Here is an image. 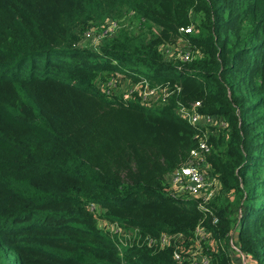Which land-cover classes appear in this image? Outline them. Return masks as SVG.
I'll return each mask as SVG.
<instances>
[{
  "label": "trees",
  "instance_id": "trees-1",
  "mask_svg": "<svg viewBox=\"0 0 264 264\" xmlns=\"http://www.w3.org/2000/svg\"><path fill=\"white\" fill-rule=\"evenodd\" d=\"M123 10L134 25L79 44ZM181 39L188 60L162 48ZM116 72L179 89L145 105L102 90ZM194 101L224 121L208 128L220 188L205 208L168 190L206 128L176 112ZM198 224L213 264H235L236 231L264 264V0H0V264H188L172 251Z\"/></svg>",
  "mask_w": 264,
  "mask_h": 264
},
{
  "label": "built area",
  "instance_id": "built-area-1",
  "mask_svg": "<svg viewBox=\"0 0 264 264\" xmlns=\"http://www.w3.org/2000/svg\"><path fill=\"white\" fill-rule=\"evenodd\" d=\"M117 21V20H116ZM115 20H107L105 24L100 26L99 33L101 36H110L117 31V22ZM90 28L85 30L84 35L90 36L93 32ZM184 32H190L191 26L181 28ZM187 44V42H186ZM184 44L181 49L180 56L184 60L191 58V51L188 46ZM188 48V50H184ZM121 73L116 72L111 74L108 80L101 85L104 92L114 95L110 92L112 86L118 81V76ZM178 90V86H170L167 82L165 84H153L151 81L145 78L136 80L133 87V91L136 92L137 100L145 105H155L165 103L169 96L174 92V88ZM123 97V96H121ZM128 99L126 97H123ZM201 103L199 101H194L188 106L178 104L176 107V112L183 119L189 123L197 126H205L206 128L199 133L196 137L198 138V144L190 151L189 160L176 167L168 176V190L170 194L174 196L189 197L194 198L197 202V207L205 208L214 195L218 192L220 188V182L215 175L205 170L202 165L206 161V154L209 151V131L208 128L211 125H223L224 121L216 116L203 113L198 108ZM96 204L90 205V210L94 211L96 209ZM213 222L217 221V217H213ZM116 225V224H115ZM115 229H119L116 225ZM210 231L204 226L197 225L194 229V241L190 244L189 248L186 250V254L183 256L181 252L174 248L172 253L175 259L178 261L187 260L188 264H213V259L202 251V243L209 241ZM169 239V235L163 233L160 237V244L164 245ZM152 237L147 238V243L149 245L154 244ZM210 242V241H209ZM214 247V245H213ZM215 248V247H214ZM245 253L241 251L240 247L235 240H230L229 255L235 264H246L244 259Z\"/></svg>",
  "mask_w": 264,
  "mask_h": 264
},
{
  "label": "rangeland",
  "instance_id": "rangeland-1",
  "mask_svg": "<svg viewBox=\"0 0 264 264\" xmlns=\"http://www.w3.org/2000/svg\"><path fill=\"white\" fill-rule=\"evenodd\" d=\"M108 20H115V21L117 20L116 22H117V29L118 30L124 26H127V25H130V26L134 25V21H132V13L130 10L129 11L123 10L120 14L116 15V17L109 18ZM105 23L106 22L102 23L101 26ZM91 28H94V27H91ZM99 28H100V26L98 28L92 29L93 32L90 36H86L83 33V36L79 41V44L82 46L94 47V48L96 47V45L101 44L103 42V40L106 38V36L100 35L99 30H98ZM88 29H90V28H88ZM84 32H85V30H84ZM184 44H186V41L181 39L180 41H178V43L176 45H162V48L168 54L171 52L175 53L176 50H178V52L179 51L181 52V49L183 48ZM188 48H185L184 50H188ZM117 79H118L117 83H115L114 86L109 88L110 92L116 96H123V97H126L128 99H137V97L135 96L137 94H136V92L133 91V87L136 83V78L129 77V76H126L124 74H120ZM152 83L153 84H155V83L165 84V82H152ZM101 85H103V83ZM206 157H207V154H206ZM202 165L206 167V161H204V163ZM101 211L102 210L99 206H97L96 209H94L96 216ZM99 225L102 226L104 229L111 230L112 232L120 231V228L116 230L115 229L116 225L113 224L112 222H109V221H105V220L100 219ZM117 235L120 237H126L127 239L130 238V235H128L124 231L118 232Z\"/></svg>",
  "mask_w": 264,
  "mask_h": 264
},
{
  "label": "crops",
  "instance_id": "crops-1",
  "mask_svg": "<svg viewBox=\"0 0 264 264\" xmlns=\"http://www.w3.org/2000/svg\"><path fill=\"white\" fill-rule=\"evenodd\" d=\"M244 255H245L244 258H242V259H244L246 264H256L254 258H252L246 254H244Z\"/></svg>",
  "mask_w": 264,
  "mask_h": 264
},
{
  "label": "water",
  "instance_id": "water-1",
  "mask_svg": "<svg viewBox=\"0 0 264 264\" xmlns=\"http://www.w3.org/2000/svg\"><path fill=\"white\" fill-rule=\"evenodd\" d=\"M237 235H238V231H236L235 234H234V237H235V240H236V241H237V239H238V236H237Z\"/></svg>",
  "mask_w": 264,
  "mask_h": 264
}]
</instances>
